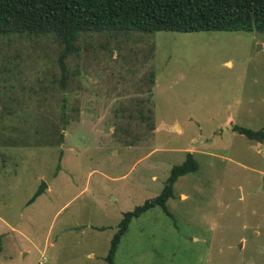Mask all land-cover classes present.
Masks as SVG:
<instances>
[{"label": "rangeland", "instance_id": "obj_1", "mask_svg": "<svg viewBox=\"0 0 264 264\" xmlns=\"http://www.w3.org/2000/svg\"><path fill=\"white\" fill-rule=\"evenodd\" d=\"M2 43L0 264H107L188 151L173 217L135 219L115 264H264V141L234 131L264 126V32L94 34L64 85L54 41Z\"/></svg>", "mask_w": 264, "mask_h": 264}, {"label": "trees", "instance_id": "obj_2", "mask_svg": "<svg viewBox=\"0 0 264 264\" xmlns=\"http://www.w3.org/2000/svg\"><path fill=\"white\" fill-rule=\"evenodd\" d=\"M254 29L264 32V0H0V43L10 44L16 38L21 41H54L59 48L57 60L63 85L69 73L67 60L77 55L87 37L91 38L94 34L120 40L131 31ZM62 107L58 138L61 144L65 141L62 130L70 123L65 100ZM139 112L140 116H144L142 110ZM234 131L250 140L264 141V126L259 130L234 126ZM198 169L199 162L194 153L188 151L185 161L173 166L159 195L124 213L111 240L105 258L107 264L116 263L122 240L135 219L155 208L173 217L168 201L175 196V183L181 176Z\"/></svg>", "mask_w": 264, "mask_h": 264}, {"label": "water", "instance_id": "obj_3", "mask_svg": "<svg viewBox=\"0 0 264 264\" xmlns=\"http://www.w3.org/2000/svg\"><path fill=\"white\" fill-rule=\"evenodd\" d=\"M46 188H48V183H47L45 180H42V184H41V186L39 187L38 191H37L36 194L33 196V198L30 200L29 203L35 201L36 198H37L38 196H40L42 193L45 192Z\"/></svg>", "mask_w": 264, "mask_h": 264}]
</instances>
